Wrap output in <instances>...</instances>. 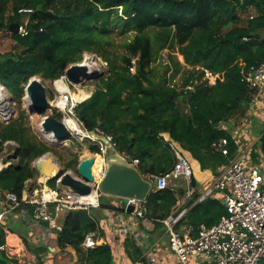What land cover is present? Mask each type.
Instances as JSON below:
<instances>
[{
	"label": "trees",
	"instance_id": "1",
	"mask_svg": "<svg viewBox=\"0 0 264 264\" xmlns=\"http://www.w3.org/2000/svg\"><path fill=\"white\" fill-rule=\"evenodd\" d=\"M21 9L33 13L21 15ZM26 16L29 34L11 33V24L21 23ZM5 31L11 33L15 45L13 51L0 54V83L18 102L33 77L54 81L86 52L108 64L95 92L76 107V114L87 130L112 136L119 153L138 159L143 176L165 174L175 165L166 136L188 151L203 171L215 176L236 156L239 144L230 126L251 109L254 91L242 81L243 73L264 61V0H0V33ZM165 50L177 52L184 63L172 54L158 63ZM182 69L179 84L175 76ZM204 69L223 75V80L211 86L204 79ZM26 115L23 111L8 125L0 123V141L18 144L19 161L0 172V188L19 198L27 183L40 176L34 162L56 150L36 139L26 125ZM52 116L62 119L56 111ZM223 137L230 141L227 157L212 149V143ZM88 149L99 153L96 146ZM259 149L264 155V134ZM78 164L74 156L65 170ZM192 184L198 188L194 177ZM50 186L56 187V182ZM185 194L184 189L153 188L147 198L148 218L157 230H165L158 220L176 213ZM199 195L196 191L189 203L194 206L179 225L193 227V235L201 225L211 227L228 214L220 193L194 204ZM102 197L100 205L104 206ZM60 220L57 243L61 251L75 249L81 264H115L111 245L82 247L86 236L99 229L92 209L70 210ZM6 222L18 233L7 218ZM19 235L38 256L39 264H44L40 254L51 253L48 247L35 246L28 235ZM5 242L0 226V246ZM126 252L133 263L147 262L133 239H126ZM0 264L18 262L0 251Z\"/></svg>",
	"mask_w": 264,
	"mask_h": 264
},
{
	"label": "built area",
	"instance_id": "2",
	"mask_svg": "<svg viewBox=\"0 0 264 264\" xmlns=\"http://www.w3.org/2000/svg\"><path fill=\"white\" fill-rule=\"evenodd\" d=\"M31 13H33L32 9L19 10L21 15ZM28 24V16L18 24V34L22 37L29 34ZM73 65L86 67L90 75L104 74L108 66L106 62L97 56H93L91 53L87 55L86 53L81 61L71 64L60 78L51 81L55 92L53 98L49 99V110L41 116L43 120L39 125V130L49 144L54 145L71 141V138L67 141L59 140L53 133H51L50 137L44 131L42 126L44 119L47 116H52L53 112L56 111L63 115L61 121L70 131L71 137L78 138L80 141L87 140L90 142L89 145L98 147L99 153H91L92 155L89 156L94 157L95 161L97 156H101L104 159L103 166L97 167V174L93 168L95 181L88 183L92 187L93 191L90 195L94 194V199H89L90 195L81 196L57 185L56 187H51L41 184V188L34 190L33 194H30L28 188H26L21 198L13 192L4 191L0 188V202L2 204L0 226L3 227L6 233V242L0 246V251L6 253L10 260L16 261L18 264H37L38 259L36 255L27 249L22 238L8 228L7 215L16 210H25L34 221L48 223V227L54 231L62 230V224L60 223L62 214L70 210H90L101 206L100 197L102 192L100 190V182L103 180L107 170L105 165L106 151L110 147L114 151L119 152L112 136H107L102 132L87 130L84 123L77 117L76 107L89 99L93 93H86L87 98L82 101L74 102L72 100L71 88L85 85V82L75 84L69 79L67 72ZM204 72V79L211 86H215L219 80H223V75L221 74H215L208 69H204ZM242 81L254 91L251 108H261L264 104V61L250 71L244 72ZM61 85L66 86L67 89L61 90ZM0 87L4 88V90L0 91V119L4 123H9L12 113L9 107V100L4 94L7 90L1 83ZM79 92L81 93L82 91L79 90ZM24 100L28 108L31 101L27 93ZM237 137L238 134L233 135V138L238 142ZM166 140L175 155V165L171 171L165 174H148L144 177L152 182L155 190H165L172 187V183L176 180L184 179L187 182L185 198L176 213L164 220H158L165 225V233L168 237L171 251L183 264H188L192 257H198L200 264H264V166H248L245 164L243 156L238 157L236 154L228 165L219 170V174L213 178L195 201V203L203 202L208 197L220 193L222 202L228 211L227 216L211 227L201 226L196 235H193V229H188L185 234L179 230V225L189 212L187 205L196 193V189L192 184L194 171L186 150L168 136H166ZM0 143L3 145V152L0 155L1 172L13 163L6 164L5 159L15 155L18 144L12 140L3 143L0 141ZM212 149L223 156H229V139L223 137L213 142ZM124 156L130 164L136 167L140 163L138 159L131 160L129 156ZM123 206L125 207V212L129 213V207L133 206L134 211L131 213L136 218L140 219L144 224H154V220L148 218L147 200L125 198ZM98 243L95 233H90L86 236L82 247L88 250L95 248ZM142 244L143 242L140 239L139 245L141 246ZM136 264L154 263L151 260L149 262L139 261Z\"/></svg>",
	"mask_w": 264,
	"mask_h": 264
},
{
	"label": "crops",
	"instance_id": "3",
	"mask_svg": "<svg viewBox=\"0 0 264 264\" xmlns=\"http://www.w3.org/2000/svg\"><path fill=\"white\" fill-rule=\"evenodd\" d=\"M248 122L243 123V128H246L244 132L238 134L239 149L237 152L238 157L243 156L245 164L261 165L264 166V155L260 151V140L264 134V104L261 108H251L248 111ZM247 113V114H248ZM234 135V133H232ZM243 140L246 142L243 143ZM255 151L256 157H254L252 151ZM194 171V178L198 182V188L196 191L201 194L207 188L209 183L213 180L215 175L210 171H203L200 163L192 157V155L186 151ZM39 180V181H38ZM30 180L28 192L33 194V191L41 188L40 181L42 178ZM184 180V179H183ZM173 188L187 189V182L185 184L178 180L172 183ZM104 199V206L92 209L95 218L99 222V229L95 233L96 239L99 241L98 245L109 244L113 249L115 264H136L131 261L126 252V239H133L138 247L143 250V258H147V262L153 261L154 264H183L178 257L171 251L168 237L165 230L156 229L154 224H144L140 219L136 218L131 212L123 211L124 199L121 197L102 194ZM179 201V207L181 206L183 199ZM194 204H196L194 202ZM107 206V207H105ZM112 206L114 208H108ZM190 210L194 205H187ZM2 204L0 202V211ZM64 214H62L63 216ZM7 219L10 224L16 229L14 232L16 235L22 233L28 235V239L35 246L44 245L51 251L41 253L44 264H81L80 256L73 248H67L61 251L57 243V231L51 230L45 223H39L32 219L31 215L27 211H18L7 215ZM60 223L62 224L61 220ZM205 226V225H201ZM201 228V227H200ZM193 229L191 226H185L182 224L179 228L182 233ZM146 230V231H145ZM186 234V233H185ZM142 240L143 244L139 245V240ZM132 248V246H131ZM33 253V252H31ZM36 255L35 253H33ZM39 264V258L36 255ZM23 264V263H21ZM188 264H200L198 257H192Z\"/></svg>",
	"mask_w": 264,
	"mask_h": 264
},
{
	"label": "water",
	"instance_id": "4",
	"mask_svg": "<svg viewBox=\"0 0 264 264\" xmlns=\"http://www.w3.org/2000/svg\"><path fill=\"white\" fill-rule=\"evenodd\" d=\"M10 32L18 34L19 25L11 24ZM67 75L72 83L79 84L83 80L97 79L104 77V74L90 75L87 68L84 66L73 65L68 69ZM26 93L31 103L27 111L31 115H44L49 110V95L46 86L40 78L33 77L26 87ZM43 129L48 133H53L59 140H68L71 138L70 131L64 123L53 116H47L43 121ZM105 140V138H103ZM118 155V160L109 161L106 174L100 182V190L102 194L121 197V198H137L147 200L153 190L152 182L148 181L139 171V169L130 164L126 158L122 157L119 152L114 151ZM14 162L10 165L17 166L19 161L17 156H13ZM58 166L57 159L50 153L39 158L34 164V169L42 178V184L50 186L52 182H56L58 187L69 189L81 196L90 195L92 187L88 183L95 181L93 175V166L95 158H84L78 165L75 175L65 168H59L55 175H51V170L48 169L49 164ZM129 211L133 212L134 207H129ZM48 226V223H45Z\"/></svg>",
	"mask_w": 264,
	"mask_h": 264
},
{
	"label": "rangeland",
	"instance_id": "5",
	"mask_svg": "<svg viewBox=\"0 0 264 264\" xmlns=\"http://www.w3.org/2000/svg\"><path fill=\"white\" fill-rule=\"evenodd\" d=\"M243 16H244V18L248 17V15H243ZM121 38H122L121 36H118L117 40L120 41ZM14 45H15V43L11 37L10 32L5 31V32L0 33V54L13 51ZM86 53H87V55H90L89 52H86ZM86 53H84V55ZM171 54L174 56V58H178L180 60V62L184 63V59L182 56H180L177 52H171L169 50H165L164 52L161 53V56L158 59V63L164 62V60L166 61L167 58ZM106 70L104 72V75L106 73ZM182 72H183V69L178 73V75L175 76L176 82L179 84L181 83V80H182V77H181ZM100 74H102V73H100ZM100 74L98 73L97 75H100ZM41 81L43 82V84L46 86V88L48 90L49 99L53 98L55 90L53 89V85H52L51 81H49V80L43 81L42 79H41ZM97 81L98 80L94 79V78L90 79V80H83L82 82H85L84 83L85 85L84 86H75V87L73 86L71 88L72 92L80 94L79 90H81L82 92H85L88 94L94 93L97 86H98ZM6 90H7V88H6ZM50 92H53L52 97L50 96ZM24 93L26 95V88L24 89ZM4 94L7 97V99L9 100V107H10V110L12 113L11 120L9 121V123H11L13 120L18 119L21 116L22 112L26 111L27 115L25 117V122H26L27 127L30 129L31 133L34 134V136L36 137V139L38 141L44 142V143L56 148V150L54 152H49V153L57 159L58 168H65V166L69 163L70 159L74 156H78L79 164H80L81 160L92 155L91 154L92 152H90V150L88 149L90 142L87 140L80 141L78 138L71 137V141L66 142V143H59V144H54V145L47 143L43 137V134L39 130V125L43 119L40 115H36V114L31 115L28 113L27 107L25 104V100H24L25 96L21 99L20 102H18L16 99H14V97H12V94L8 90ZM248 115H249V113H248ZM248 115L246 117L244 116L242 118H235L232 120L231 126H230L232 133L239 134V132H244V130L246 128H243V123L246 122L247 125H249L248 119H250V118H248ZM62 117H63V115H62ZM0 123L4 124V125L9 124V123H4L3 120H1V119H0ZM62 141H67V140H62ZM245 142L246 141L243 140V143H245ZM120 155L125 158L124 155H122V154H120ZM12 162H14V161H12ZM77 168H78V166H75L73 169H71L69 171H71L73 174L77 175L78 174ZM39 177L41 179V176H39ZM178 181L183 182L185 184V180H183V179H180ZM41 182H42V180L40 181V183ZM28 187H30L29 183H27V188ZM103 201H104V199H103Z\"/></svg>",
	"mask_w": 264,
	"mask_h": 264
},
{
	"label": "bare ground",
	"instance_id": "6",
	"mask_svg": "<svg viewBox=\"0 0 264 264\" xmlns=\"http://www.w3.org/2000/svg\"><path fill=\"white\" fill-rule=\"evenodd\" d=\"M60 89L61 90H66L67 87L61 85ZM1 90H4V88L0 87V91ZM71 96H72V100L74 102L75 101L79 102V101H82L85 98H87V94L85 92H81L80 94L71 92ZM48 134L51 137V133H48ZM112 160H118V155L114 152V150L112 148L109 147L107 149V151H106V159H105L106 164L105 165L107 166L109 164V161H112ZM103 161H104L103 157H101V156H97L96 157L95 165L93 167L96 174L98 172L97 167L103 166ZM48 169L51 170V175H55L58 172V170H59L57 165H55V164L53 165L51 163L49 164ZM88 198L89 199H94V194L90 195Z\"/></svg>",
	"mask_w": 264,
	"mask_h": 264
}]
</instances>
